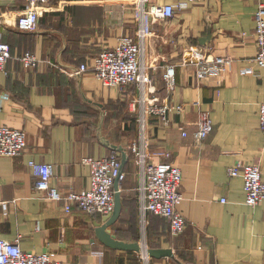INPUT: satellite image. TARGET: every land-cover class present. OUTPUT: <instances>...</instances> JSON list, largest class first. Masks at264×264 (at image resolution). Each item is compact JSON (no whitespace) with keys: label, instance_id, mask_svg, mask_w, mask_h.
I'll return each instance as SVG.
<instances>
[{"label":"crops","instance_id":"1","mask_svg":"<svg viewBox=\"0 0 264 264\" xmlns=\"http://www.w3.org/2000/svg\"><path fill=\"white\" fill-rule=\"evenodd\" d=\"M256 4L193 2L168 19L152 20L142 42L140 62L151 78L148 100L183 105L181 113H169L167 126L154 118L149 127L152 160L169 161L182 173L178 209L187 224L172 235L168 220L151 212L144 232L140 225L142 178L128 147L138 135V106L131 103L137 86L105 84L89 70L74 71L114 46L120 35L138 40L135 0H47L30 31L15 24L25 0H0V32L11 53L0 70V123L26 134L20 154L0 157V197L8 202L0 212V238L26 251L53 252L64 264H264V200L246 204L242 178L227 172L237 160L256 163L264 180V134L258 124L264 67L254 61ZM194 48L231 61L223 71L197 77L193 65L180 63ZM25 51L39 58L35 67L22 66ZM168 64L176 65L172 90L163 78ZM247 68L253 71L244 72ZM203 111L213 128L198 139L193 132ZM113 153L123 162L125 178L118 182L121 209L109 228L141 249L171 248V256L146 261L141 251L110 248L95 234L94 223L104 214L75 205L66 212L62 201L34 188L29 159L52 165L50 184L58 190H82L90 186L82 158Z\"/></svg>","mask_w":264,"mask_h":264},{"label":"built area","instance_id":"2","mask_svg":"<svg viewBox=\"0 0 264 264\" xmlns=\"http://www.w3.org/2000/svg\"><path fill=\"white\" fill-rule=\"evenodd\" d=\"M200 0H179L174 3L157 4L150 0H135V11L138 19L136 40L131 35L118 36L112 47H106L74 68L76 72L91 71L94 76L105 84L125 85L133 83L139 90V95L132 100L137 109L136 122L138 135L129 145L133 161L141 173L139 191V216L142 232L147 224L146 214L165 217L169 222L172 235L180 234L186 227V218L179 211L178 205L184 196L181 191L182 173L178 166L169 161L155 162L149 150V127L152 119L156 118L162 126L169 123V113H181L182 104L149 101L146 96L151 78L146 67L140 62L142 42L150 33V22L154 19L164 20L172 17L179 8ZM47 0H25L22 13L16 19L19 30H34L38 25L39 10ZM255 27L253 37L257 47L255 63L264 67V0H257L254 10ZM11 56L9 45L3 40L0 32V70L5 68ZM19 60L25 68L35 67L40 61L31 51H25ZM231 61L227 55H213L209 50L189 49L181 59L182 65H193L195 75L204 77L215 71H223ZM175 64L166 65L163 78L166 87L172 90L175 86ZM252 68L244 70L252 72ZM259 129L264 134V94L258 104ZM213 128L209 112H201L198 128L193 135L198 138L206 137ZM182 135H187L185 130ZM26 146V134L20 127L0 123V157L20 154ZM82 163L89 166L90 186L82 190L60 191L50 184L52 165L47 162L28 160V165L34 176V188L53 201H62L66 212L73 205L89 213L109 214L114 208V181L121 182L125 178L121 161L116 154L102 157L84 156ZM230 176H240L243 181L244 201L255 205L264 200V180L260 167L256 163H245L237 160L227 167ZM221 198V201H224ZM7 200L0 197V212H6ZM144 260L149 256L146 246L141 250ZM0 264H64L50 251L33 252L21 249L17 242L0 238Z\"/></svg>","mask_w":264,"mask_h":264},{"label":"water","instance_id":"3","mask_svg":"<svg viewBox=\"0 0 264 264\" xmlns=\"http://www.w3.org/2000/svg\"><path fill=\"white\" fill-rule=\"evenodd\" d=\"M123 169V162H121ZM114 208L111 213L102 216L100 221H95V234L96 237L105 245L110 248L119 250H135L141 251V246L137 241L127 242L118 239L114 233H112L109 226L116 220L121 209V197L118 190V181H114ZM146 252L150 257H164L171 256V248H146Z\"/></svg>","mask_w":264,"mask_h":264}]
</instances>
